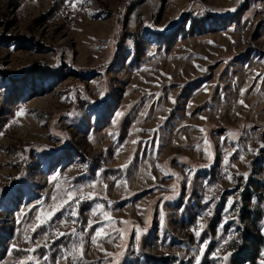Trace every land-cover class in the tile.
Instances as JSON below:
<instances>
[{
	"label": "rangeland",
	"instance_id": "1",
	"mask_svg": "<svg viewBox=\"0 0 264 264\" xmlns=\"http://www.w3.org/2000/svg\"><path fill=\"white\" fill-rule=\"evenodd\" d=\"M262 261L264 0H0V264Z\"/></svg>",
	"mask_w": 264,
	"mask_h": 264
},
{
	"label": "snow or ice",
	"instance_id": "2",
	"mask_svg": "<svg viewBox=\"0 0 264 264\" xmlns=\"http://www.w3.org/2000/svg\"><path fill=\"white\" fill-rule=\"evenodd\" d=\"M242 103V102H241ZM201 131H203V129H201ZM231 177H229V179H230ZM67 196H68V198L69 199H66V200H64L62 203L63 204H68L69 203V200L70 199H75L74 197H73V194H72V192L71 191H68L67 192ZM52 199L53 200H56L57 198L54 196V197H52ZM61 207V205H57V206H55V207H53L52 208V210L51 211H49L46 215H43V216H38L37 217V220H39L40 221V224H37L35 227L36 228H38V227H40L41 226V224H48L51 220H52V217L55 215V212L57 211V210H59V208ZM98 207H103V205H100V206H98ZM72 215H75V213H72ZM106 215V214H105ZM107 219L109 220V221H111V217H107ZM33 231H35V228L33 229ZM59 235H65V233H58ZM72 235H75L76 233H75V229H73V231H72V233H71ZM200 233L199 232H197L196 233V235H199ZM102 235H104V232H103V228H99L98 230H96V233H95V236H102ZM93 241H95V237H93ZM81 249H82V243H81ZM224 259H227V256H225L224 257ZM261 264H264V261H262L261 262Z\"/></svg>",
	"mask_w": 264,
	"mask_h": 264
}]
</instances>
